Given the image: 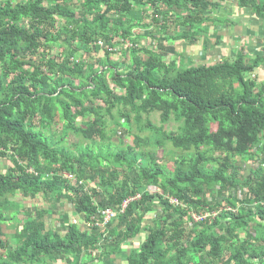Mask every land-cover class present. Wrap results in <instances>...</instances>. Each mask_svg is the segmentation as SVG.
I'll return each mask as SVG.
<instances>
[{"label":"trees","instance_id":"trees-1","mask_svg":"<svg viewBox=\"0 0 264 264\" xmlns=\"http://www.w3.org/2000/svg\"><path fill=\"white\" fill-rule=\"evenodd\" d=\"M224 1L0 0V264H264V58L185 54L226 22L210 12ZM236 2L264 18V0ZM176 40L181 63L166 59ZM169 145L184 152L166 169ZM36 199L53 208L23 205Z\"/></svg>","mask_w":264,"mask_h":264},{"label":"crops","instance_id":"crops-1","mask_svg":"<svg viewBox=\"0 0 264 264\" xmlns=\"http://www.w3.org/2000/svg\"><path fill=\"white\" fill-rule=\"evenodd\" d=\"M210 12L226 22L219 23L213 33L209 32L196 43L189 44L188 47H192L189 58L197 63L219 61L233 57L242 47L247 49L251 58L258 54L264 58V18L256 17L250 7H240L236 0H225L220 8ZM179 51L184 52V49ZM257 72L264 79V66Z\"/></svg>","mask_w":264,"mask_h":264},{"label":"rangeland","instance_id":"rangeland-1","mask_svg":"<svg viewBox=\"0 0 264 264\" xmlns=\"http://www.w3.org/2000/svg\"><path fill=\"white\" fill-rule=\"evenodd\" d=\"M58 24H62V21H59ZM137 29L139 30L138 27H135L134 28V31H137ZM150 31V29L148 28L147 30H144L143 29V32H148ZM180 40H176L174 41V43L172 44H167L166 46V51H165V54H166V59L167 60H170V59H175L177 60L178 63H181L183 60H184V57L181 55V54H176V49H182V46L180 44ZM151 46H154V43H152ZM189 46V45H188ZM186 46L185 49H186V53L187 55H189V53H191L190 51H192V47H188ZM195 48V46L193 47ZM122 58L123 56L120 55ZM114 58H118L117 55H114L113 56ZM120 58V57H119ZM121 58V59H122ZM148 119L153 122L154 124L156 125H160L162 124V122L160 121V118H159V113L158 112H151L148 116ZM181 124V120H174L173 117L170 118V120H168L167 122L164 123V127L167 129V130H178V126ZM106 131H107V134L111 135L112 138H111V143L114 147L116 146H119V147H124L126 144L128 143H131L132 142V138L131 136H125L126 134L124 135H121V132L123 130V127H126V123L121 119L119 118V116L117 114L114 115L113 118H108L107 119V125H106ZM44 132L45 133H48V132H52L56 135H58L60 133V129L56 128V126H52V127H46V128H43ZM122 136V138L120 137ZM122 139L123 143H120V140ZM73 141H77V138H75L72 134L71 135H67V137L65 138L64 142L67 143L69 146L70 144L73 142ZM169 149H171V152H169V154L165 157L166 160L164 162H161L162 164H165L166 166V169H170V162H168L170 159H172L173 156L177 157L178 155H180L182 152H184V150L182 149H178V148H174L172 146H167ZM72 148H74V146H72ZM157 154L159 157H162L163 155V151L161 149H158L157 151ZM10 161L7 160V159H4V158H1L0 157V170L1 171H5V169L8 168V166L10 165ZM255 164L254 160H252L251 158H247V159H244L243 160V164H242V167H241V172L242 174L244 175H247L249 173V170H250V166ZM241 166V165H240ZM151 190H155V191H160L159 189L155 188V187H149ZM138 196V195H137ZM39 199H36L34 201H23V205L25 206H38V207H46L48 208L49 210H51L53 208V205L50 204L49 202L47 203H43V204H40L39 203ZM152 204H157V200L153 201ZM63 206L61 207L62 210H68L71 212V214L74 213V207L71 203L67 202V201H64V203L62 204ZM158 208V206H156ZM61 209H59L61 211ZM154 213H152L153 215ZM193 217L195 218V216H197L195 213L192 214ZM24 216L22 214V212L18 213L17 214V218L19 219H22ZM52 218V219H51ZM55 219H57V213H54V214H47L45 216V221L46 223H51V224H55ZM196 219H198L196 217ZM51 220V221H50ZM151 220V219H150ZM149 220V221H150ZM7 226H4V231L9 234L8 235V240L10 241L11 245H14L17 240L14 239L12 237V233L14 232V228H6ZM142 237V236H140ZM139 237V238H140ZM139 238L137 240H135L133 242L132 245H138V242H139ZM127 248H131V245H125L124 246V249H127ZM118 264H126L124 261H120L119 259L117 260ZM54 264H64V263H54Z\"/></svg>","mask_w":264,"mask_h":264},{"label":"built area","instance_id":"built-area-1","mask_svg":"<svg viewBox=\"0 0 264 264\" xmlns=\"http://www.w3.org/2000/svg\"><path fill=\"white\" fill-rule=\"evenodd\" d=\"M129 44L128 43H125V46H128ZM66 177L68 178H72L71 175L69 174H65ZM139 196H136V197H130L129 199H126L123 201L120 209H111V208H106L104 210H101V216H102V221L97 223L99 226H104V225H107L115 216L116 214H118L119 212H122L124 211L125 207L127 206V204L129 203L130 200H133L135 198H137ZM196 217L198 219H201L200 216H195V219ZM196 219V220H198Z\"/></svg>","mask_w":264,"mask_h":264}]
</instances>
